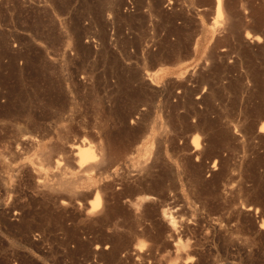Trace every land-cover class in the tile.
Returning <instances> with one entry per match:
<instances>
[{
    "label": "rangeland",
    "instance_id": "374dc122",
    "mask_svg": "<svg viewBox=\"0 0 264 264\" xmlns=\"http://www.w3.org/2000/svg\"><path fill=\"white\" fill-rule=\"evenodd\" d=\"M222 4L0 0V264H264V0Z\"/></svg>",
    "mask_w": 264,
    "mask_h": 264
},
{
    "label": "bare ground",
    "instance_id": "6f19581e",
    "mask_svg": "<svg viewBox=\"0 0 264 264\" xmlns=\"http://www.w3.org/2000/svg\"><path fill=\"white\" fill-rule=\"evenodd\" d=\"M214 4H215V11H216V17L217 18H220V16L222 15V12H223V10H222V0H214ZM244 6V5H243ZM215 20V19H214ZM232 20V19H231ZM216 23H217V19H216V21H214L213 22V24L214 25H216ZM235 23V22H234ZM218 24V23H217ZM233 25V24H232ZM254 38H252V37H250L249 36V34H246V36H245V38L246 39H248V41H251V42H253L252 41V39L253 40H255V42H257V43H259V41H260V37H258V36H253ZM251 40H250V39ZM246 41V40H245ZM251 59V58H250ZM156 76V75H155ZM257 132L258 133H264V122L263 123H261V125L259 126V128H258V130H257ZM82 142V141H81ZM84 142V141H83ZM85 145H87V144H85ZM73 148V146H71L70 147V149H72ZM93 148V147H92ZM93 152H94V150H93ZM91 150H90V147H88V146H84V144H83V147H82V149H79L78 150V155H77V163H78V166L79 167H82V166H85V167H87L86 166V164H93L94 162V164H93V168L96 166V163H98V159H100V157L98 158V159H96V151H95V153H93ZM101 156V155H100ZM98 157V156H97ZM98 160V161H97ZM97 161V162H96ZM153 161V160H152ZM100 162V161H99ZM156 162V161H155ZM58 164V163H57ZM84 167V168H85ZM89 168V167H88ZM87 170H89V169H87ZM94 170V169H93ZM147 171V170H146ZM145 172V171H144ZM157 182V181H156ZM159 184V183H158ZM161 184V183H160ZM76 185V182L72 179V180H69V181H67V182H61L60 183V186L61 187H64V188H66V189H69V191L71 190V191H73L74 189H75V186ZM87 190V189H86ZM99 193L97 194V193H95V196L93 197V199L90 201L91 203H90V208H89V212H91V214L93 213V212H96V210H98V208H99V205L101 204L100 203V198H99ZM64 203V202H63ZM101 211V210H100ZM98 213V211L95 213V214H97ZM90 214V213H89ZM88 215V214H87ZM89 216H91V215H89ZM169 221L171 222V219H169Z\"/></svg>",
    "mask_w": 264,
    "mask_h": 264
},
{
    "label": "built area",
    "instance_id": "2783aa9c",
    "mask_svg": "<svg viewBox=\"0 0 264 264\" xmlns=\"http://www.w3.org/2000/svg\"><path fill=\"white\" fill-rule=\"evenodd\" d=\"M131 8H132V7H131L130 2L127 1V5L125 6V10H126V11H129V10H131Z\"/></svg>",
    "mask_w": 264,
    "mask_h": 264
}]
</instances>
